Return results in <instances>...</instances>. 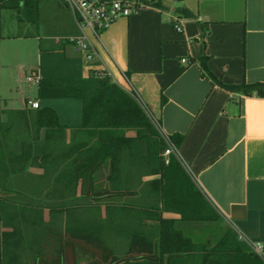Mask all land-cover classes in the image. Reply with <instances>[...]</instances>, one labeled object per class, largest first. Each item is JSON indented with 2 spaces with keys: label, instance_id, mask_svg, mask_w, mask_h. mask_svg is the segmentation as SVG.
I'll return each instance as SVG.
<instances>
[{
  "label": "crops",
  "instance_id": "1",
  "mask_svg": "<svg viewBox=\"0 0 264 264\" xmlns=\"http://www.w3.org/2000/svg\"><path fill=\"white\" fill-rule=\"evenodd\" d=\"M161 2L163 8L142 5L136 12L117 18L96 33L88 27L83 31L95 51L87 61L96 65L89 66L90 72L103 71L131 92L158 122L160 136L182 135L177 156L174 155L183 174L176 172L167 176L160 162L164 160L167 165L169 156L162 152H153L148 158L144 148L132 155L121 151V160L115 167L106 163L87 180L89 220L94 224L105 221L104 255H110V259L119 254L129 258L128 264H228L217 257L214 259L212 256L216 253L209 250L217 244L230 249L238 242L228 221L234 222L246 237L264 243V96L247 95L226 87L264 82V0ZM8 3L7 6L0 3V26L2 18L8 19L10 29H16L10 37L35 40L37 58L41 62L45 55L48 61L47 67L31 68L30 72H37L41 78L75 77H56L48 72L53 71L50 65L54 60L52 55H56L70 62L71 69L79 72V76H85L79 60L81 50L70 41L83 33L63 1L37 0L34 22L30 21L29 8L22 2L10 0ZM181 7L188 9L192 16L175 11ZM172 16L179 18L181 32L175 30ZM1 37L0 29V43ZM55 67L59 69L57 64ZM28 101L26 98L20 108L3 107L0 95V122L6 120L8 110L35 109ZM68 104L81 112L80 100ZM60 121L73 127L81 119ZM39 136L41 142H59L54 152L62 157L63 148L71 140H81L87 133L67 127L61 133L41 131ZM124 136L133 137L135 132L126 131ZM44 172L42 166H29L7 184L25 195L19 199L25 200L34 190L45 193L44 197L42 194L30 197L35 202L40 199L42 205L70 199L76 201L70 207L81 208L82 179L66 189L60 182L52 184L48 176L50 180L42 177ZM23 175L33 182H27ZM185 177L196 188L198 200L202 198L210 206L216 215L214 219L193 217L202 211L198 212V204L192 203V192L186 189ZM161 219L173 220L174 226L198 243L201 250L179 252V256L177 253L168 261L165 257L162 261L155 258L154 254L160 252L157 242ZM228 230L234 240L227 242ZM69 234L61 229L55 236L59 251L63 245L69 246L72 253L73 246L79 247L74 235ZM45 236L48 244L53 242ZM99 239L101 236L94 230L89 236V246L95 248ZM149 254L152 256H146ZM232 254L226 251L220 255L232 258ZM259 258L260 264H264V258ZM236 263L239 262L236 260Z\"/></svg>",
  "mask_w": 264,
  "mask_h": 264
},
{
  "label": "trees",
  "instance_id": "2",
  "mask_svg": "<svg viewBox=\"0 0 264 264\" xmlns=\"http://www.w3.org/2000/svg\"><path fill=\"white\" fill-rule=\"evenodd\" d=\"M10 0H0L1 4L9 5ZM37 0H15V3L22 2L29 8L31 14L30 21L36 19ZM140 5H152L163 8L161 0H135ZM175 11L182 16H192L191 12L184 8H176ZM203 58L201 65H203ZM231 90H239L244 94L264 96V82L241 83L238 85H226ZM37 98H75L81 101V122L77 126L62 123L55 110L49 106H39L35 109L8 110L7 118L0 122V264H4L5 253L3 251V239L5 235H13L12 238L22 243V238L14 237L16 230L21 233L19 218L25 221L37 220L44 208L48 207L52 212L71 208L73 200L66 199L63 203H53L48 205L40 204V199L35 202L31 200L36 197V191H30L23 200L19 196H25L17 189H12L7 182L13 176L21 175L29 166H42L44 173L42 177L54 182H60L66 189L73 187L76 181L82 179L81 213L73 219L74 224H65L64 229L71 234L77 232L78 237L89 238L92 232L105 233V221L93 223L89 220L85 212L90 213L86 206L90 201L87 200L88 183L87 180L93 178L94 174L107 163L111 168L115 167L121 160V151L127 154H135L144 148L148 151V158L153 152H162L166 148V142L159 135L156 125L147 115L144 108L137 101L135 96L121 88L108 75L100 74V71L93 70L87 76L53 78L43 77L37 83ZM164 98L162 96V102ZM70 127L76 130H84L87 136L81 140H71L69 145L63 148L62 157L55 154L59 142H41L39 134L41 131L61 133L65 128ZM135 132L133 137H125L126 131ZM173 146L177 149L182 135L173 133L167 135ZM52 143V144H51ZM139 153V152H138ZM154 154V157L156 155ZM168 163L164 165L161 160L160 165L168 172V177L172 173H182L176 156L171 153L168 155ZM58 166H62L60 169ZM50 178H48V177ZM186 189L192 192L194 206L198 204V212L193 217L203 220H212L216 217L210 206L204 199L197 197L196 188L191 185L185 177ZM99 192V191H98ZM99 193L102 194V191ZM8 194V195H6ZM15 195V196H14ZM17 195V197H16ZM11 196V197H10ZM35 199V198H34ZM47 204V203H46ZM63 208V209H61ZM98 209V208H97ZM194 212V210H193ZM87 213V214H88ZM201 215V216H200ZM18 220V221H17ZM71 220V219H70ZM17 221V225L15 223ZM95 225V226H94ZM25 226V225H24ZM4 227H12L10 231H4ZM19 227V228H18ZM119 231V230H117ZM228 230L225 235L226 241L234 240L233 234ZM238 239V238H237ZM88 240V239H87ZM230 249L219 246L218 244L209 250L214 252L218 260L230 262L228 264H260L259 256L252 253L248 247L240 240ZM241 243L240 246L238 245ZM157 246L160 252L154 254L155 258L168 261L173 256L181 253L200 251L198 243L184 236L179 229L174 226L171 219H161ZM74 253V264L81 261L85 264H128L131 263L127 257H115L108 259L105 255L96 260L83 252H79L80 247H72ZM230 252L231 256L223 257L222 252ZM58 252V251H57ZM238 252V253H236ZM241 252V254H240ZM17 253V252H16ZM8 257L10 261L16 259ZM80 253H83L82 255ZM60 260L57 264H63L62 255L58 253ZM238 254V255H237ZM81 255V256H80ZM151 257L152 255H146ZM19 261V253H17ZM143 256L139 257L142 258ZM152 257V258H154ZM40 260L36 255L35 261ZM44 260L43 258L41 259ZM236 260L239 263H236ZM44 262V261H43ZM51 263V264H56ZM45 264V263H44Z\"/></svg>",
  "mask_w": 264,
  "mask_h": 264
},
{
  "label": "rangeland",
  "instance_id": "3",
  "mask_svg": "<svg viewBox=\"0 0 264 264\" xmlns=\"http://www.w3.org/2000/svg\"><path fill=\"white\" fill-rule=\"evenodd\" d=\"M14 23H16L14 21ZM1 43H0V51H1V98H2V106L3 107H11V108H20L24 106L25 99H29L31 101H37L39 106H49L53 108L57 114H59V120H68L69 122H79L81 119V112L77 108L68 106V103H76L79 99L73 98H44V99H37V86L36 83L27 82L26 75L30 74L31 68H45L48 65V61L45 60V55L42 56V61L40 62L37 58L36 52V45H33L35 40H31L30 38H17V37H10L9 34L11 32H15L16 29H10L9 20L6 18H2L1 21ZM69 43V42H68ZM67 45V44H66ZM82 54V56H81ZM54 60L51 62L50 65L53 68V71L50 70L48 72L52 73L54 76H75L79 77V72L76 70L71 69L72 65L67 63V61H63L61 56L52 55ZM79 60L82 63V75L90 74V67L89 66H96L91 62H87L85 56V52L81 50ZM63 63H66L64 65ZM55 64L58 65L57 69ZM89 64V65H88ZM69 65V66H68ZM79 70V69H77ZM44 71H46L44 69ZM78 74V75H77ZM41 103V104H40ZM72 106V105H71ZM148 115V114H147ZM149 116V115H148ZM158 129V126H156ZM23 179L28 180L27 182L32 183L33 180L27 179L22 176ZM21 177V178H22ZM38 184H40L38 182ZM32 186V184H30ZM37 185V184H36ZM9 186V185H8ZM44 186V191H45ZM42 191V192H44ZM50 192V191H49ZM36 197H40L41 192H36ZM45 194V193H44ZM44 194L41 196L44 197ZM8 195V194H6ZM15 196V195H14ZM11 197V196H10ZM17 197V195H16ZM45 197H48L47 195ZM51 198V197H49ZM24 199V198H20ZM28 200V199H25ZM32 200V199H31ZM35 200V199H33ZM63 209V208H61ZM79 209L76 207H71L69 209H63L59 211L52 212L51 210L42 211L41 215L37 216V220H30L25 221L22 218H19V226L20 231L16 230L14 233V237L22 238V243L14 240L12 238L13 235H5L3 239V251L5 253L4 256V264H51L56 263L60 260V256L58 253L62 255L63 264H74V256L67 245H63V250L60 251L56 248L55 236L60 234V230L62 229L65 234H69L68 230L63 229V224H74V221L77 219L75 218L74 221L70 219L72 217L77 216V212ZM90 212V211H89ZM81 213V211L79 212ZM88 212L84 214L87 215L88 218L91 217ZM95 213V212H94ZM45 215V220L43 221ZM66 219V221H65ZM18 221V220H17ZM17 221H15L17 225ZM65 221V222H64ZM25 225V226H24ZM19 228V227H18ZM8 231V230H4ZM51 237L52 243L48 244L45 240V235ZM69 235H74L75 243L79 244L81 248L79 252L85 251L87 255H90L96 260L101 259L106 249L104 248V236L105 233H100L101 241L98 240L99 243L95 246V248L89 246V238L84 239L78 237L79 234L77 232ZM68 243V242H67ZM58 251V252H57ZM19 253V261L17 260V253ZM16 253V259L14 258L12 261L8 259V257L13 258L12 254ZM81 255L83 253H80ZM39 255L40 260L36 262L35 257ZM80 255V256H81ZM124 255V254H122ZM108 259H110V255H106ZM117 257H121L118 254ZM44 259L43 261L41 259ZM86 262L81 261L79 264H85ZM57 264V263H56Z\"/></svg>",
  "mask_w": 264,
  "mask_h": 264
},
{
  "label": "built area",
  "instance_id": "4",
  "mask_svg": "<svg viewBox=\"0 0 264 264\" xmlns=\"http://www.w3.org/2000/svg\"><path fill=\"white\" fill-rule=\"evenodd\" d=\"M63 1L72 11L75 20L82 31V35L73 37L70 39L78 49L85 52L87 60H91L94 56V49L90 42L87 40L83 28L88 27L94 33L99 30L107 28L113 21L121 16H128L133 12H136L142 5L137 4L135 0H61ZM173 26L176 31H182V25L177 16L171 18ZM182 61H186L185 58ZM100 74H105L100 71ZM107 75V74H106ZM26 80L33 83H38L41 80L40 75L37 72H30L26 76ZM28 104L32 108H38L39 103L37 101H28ZM146 113L147 109L145 105H141ZM152 122L158 126V122L149 115ZM163 139L166 142V148L163 151L165 156L173 153L177 156V149L173 146L168 136L162 134ZM232 230L237 234L238 240L242 241L248 249L255 255L264 258V243L260 241L252 240L243 235L236 224L232 221H228Z\"/></svg>",
  "mask_w": 264,
  "mask_h": 264
}]
</instances>
